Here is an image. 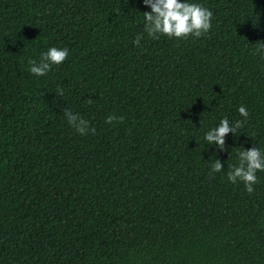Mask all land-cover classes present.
<instances>
[{"label":"trees","instance_id":"16d2710c","mask_svg":"<svg viewBox=\"0 0 264 264\" xmlns=\"http://www.w3.org/2000/svg\"><path fill=\"white\" fill-rule=\"evenodd\" d=\"M187 2L214 14L200 38L149 37L143 0H0V264H264V172L227 180L264 151V0ZM50 47L67 59L31 74Z\"/></svg>","mask_w":264,"mask_h":264},{"label":"clouds","instance_id":"9594fccd","mask_svg":"<svg viewBox=\"0 0 264 264\" xmlns=\"http://www.w3.org/2000/svg\"><path fill=\"white\" fill-rule=\"evenodd\" d=\"M146 6H150L151 11L143 12L145 20V31L153 39H159L160 35L168 38L187 39L189 36L200 38L210 32L214 14L211 9L200 3H189L187 0H143ZM143 34H137L134 43L140 46ZM254 55H259L264 59V41H257ZM69 55L67 47H50L46 52L41 53L39 63L36 60L29 61V71L35 76H45L53 65L62 64ZM63 95V93H59ZM89 104L92 102L89 99ZM240 115L245 119L249 116V111L245 106L238 109ZM69 125L79 134L87 135L89 131L95 133V128H89V121L79 114L74 113L69 108L63 109ZM117 118L114 115L106 117V123L111 124ZM243 126V121L237 120L230 123L227 117L222 118L219 124L205 133L204 139L209 145L215 144L219 150H226V136L229 133L239 135V129ZM238 165H229L227 180L231 183L243 182L248 193L254 192L253 185L257 183L258 171L264 172V151L259 147L244 148L237 153ZM224 166L220 159H216L210 165V174L222 172Z\"/></svg>","mask_w":264,"mask_h":264}]
</instances>
